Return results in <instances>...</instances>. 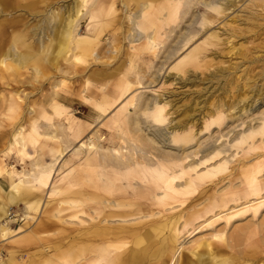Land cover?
Listing matches in <instances>:
<instances>
[{
  "label": "bare ground",
  "instance_id": "obj_1",
  "mask_svg": "<svg viewBox=\"0 0 264 264\" xmlns=\"http://www.w3.org/2000/svg\"><path fill=\"white\" fill-rule=\"evenodd\" d=\"M57 1L0 0V178L10 186L0 197L1 240L23 231L12 230L9 219V207L22 204L21 220H36L31 212L40 217L30 237L58 229L65 220L61 213L73 219L85 215V221L78 219L83 230L72 231L75 248L70 249L76 254L71 264H264V219L259 221L264 209V108L263 115L246 120L231 112L234 103L217 100L198 118L186 111L175 120L168 99L135 96L134 103L131 93L142 82L123 76L133 67L142 71L143 55L157 57L160 47L165 49L159 59L169 58L172 47L162 43L161 21L182 20L202 6L201 25L180 46L184 48L199 32L206 33L230 2L222 7L220 0H72L62 9L54 8ZM107 27L111 39L101 42ZM226 39L207 32L187 61L200 54L206 58L207 46L225 43L230 49ZM224 74L215 69L207 78ZM57 76L65 89L69 82L62 77L81 83L75 93L94 119L66 107L72 101L57 92ZM47 84L51 91L43 93ZM27 86L28 92L20 89ZM118 105L112 116L115 132L109 137L98 133L95 127ZM226 119H241L244 127L235 131L233 126L231 142L222 146L223 141L217 142L224 134L213 132L226 126ZM203 134L209 135L200 141ZM69 150L75 165L65 182H56L54 167ZM9 155L28 161L30 168H8L3 157ZM228 163H233L230 169ZM75 182L84 183L81 190L73 188ZM44 190L53 202L41 201ZM204 199L208 201L202 204ZM211 206L217 211L201 213ZM238 216L256 218L261 228L249 251L235 247L254 222L222 238ZM183 231L188 236L209 234L185 248ZM12 258L0 264H10Z\"/></svg>",
  "mask_w": 264,
  "mask_h": 264
},
{
  "label": "rangeland",
  "instance_id": "obj_2",
  "mask_svg": "<svg viewBox=\"0 0 264 264\" xmlns=\"http://www.w3.org/2000/svg\"><path fill=\"white\" fill-rule=\"evenodd\" d=\"M225 2H230V4L224 14L215 16L214 22L209 26V30L205 31L206 33L199 32L184 48H180V46L186 41V38L192 36V30H194L196 26L199 27V25H201L202 6L198 5V9L193 11L192 15L188 13L182 20L177 18L175 21H168L169 23L160 20L164 25L162 29V43H165L164 46L169 45V43L171 44L172 48H168L170 55L168 59H159L162 55L161 51L165 49V47H160V50L157 49L155 53L157 54L159 51L157 57H154V55L150 53H145L143 55L144 62L141 61L142 64L140 66L142 71H139L137 67H133L124 72L123 76L127 77L128 80L135 81L140 78L142 82L140 84L141 87L136 88L137 86H134L135 88L131 93V98L133 96L134 103L138 100L134 99L136 98L135 96H146L151 99L160 100L164 98L168 99L173 103V107L170 109L173 113L172 115L170 114V116L175 120L181 118L186 111V114H195V117L198 118L208 110L209 103L216 102L217 100H225V102L234 103L231 112H234V116L240 114V116L246 120L263 115L261 112L264 108V105H262V102L264 103V0H220L218 3L223 7ZM72 4V0H59L54 4V8L60 5L63 9V6L67 7ZM118 8H120L119 5ZM160 16L161 15L157 13L155 15V20ZM85 24L86 23L80 25L82 33L84 32ZM188 24H190L189 30L183 32L184 27L188 26ZM110 30L109 27L106 28L101 42H105L108 38L111 39L109 36ZM212 31L217 32L221 38L227 37L226 40L228 43L226 44H228L229 47L232 45V47L228 50L225 49V43L207 46V50L204 52L207 55L206 58L203 59V55L200 54L197 57L194 55L195 58L192 57L191 60L187 61L188 55H192L190 52L200 45L203 36L207 34V32ZM232 32H235L236 35H232ZM124 46L127 48L126 43ZM211 51H213L216 56L213 54L208 55ZM106 58L107 57H103L102 60ZM211 58L213 62L212 65L209 66L206 62ZM94 67L95 66H92L90 68ZM215 69H222L225 71V74L223 76L208 79L207 75L210 76L211 71ZM62 78L69 82L70 91L74 92V95H69V87L65 89V87L58 83L61 77L57 76L55 78V82L57 81V92L62 95H67L72 101L65 102L64 104L66 107L70 111L76 112L79 117L85 116L87 118L91 117L90 120L94 119L95 115H92V110H90L91 112H86L84 106H82L84 104L75 93L78 92V88H82L81 83L79 84L77 81L73 82L70 78ZM20 89L24 90V92L30 91L28 86L20 87ZM50 91L51 88L47 84L42 92L50 93ZM257 92L260 94V98L256 97ZM40 93L41 92L33 96L31 95L30 98H36L38 95L40 96ZM243 96H247L246 100L237 103ZM125 101L126 99L121 101V104ZM239 106H245L246 110L243 112ZM118 108H120V105L104 117L99 125L95 127L98 133L109 137L115 132L112 127V116ZM130 112L132 113L133 109H131ZM175 120L172 121V124ZM224 124L226 126L222 125L221 129H216L215 132H213L215 136L224 134L217 142V144H219L223 141L222 146L228 145L231 142L230 137L232 131L229 132V130L233 126H235V131L244 127L241 124V119L233 123H231V120L227 121L226 119ZM201 126L202 122L199 120V122H197V127L200 128ZM208 135L209 134H203L198 137L200 141H202ZM72 146H74V144L69 146L70 149ZM29 153L35 155V151L32 148L29 150ZM72 154L73 151L71 150L65 152L63 159L59 163V167L55 165L54 168H57V170L54 173L53 179L56 182L60 180L65 182L67 179L64 180V178L70 176L71 173L69 170L75 165ZM3 159L8 168H10L11 165L17 170H27L30 168L28 161L21 162L19 158L15 159L11 157V155H9V157L5 156ZM232 166L233 163H228L227 165L229 169ZM83 184V182H75L73 188L81 190ZM9 187V181L6 178H0V197L4 196V193L9 190ZM40 194L41 201H43L44 198L47 201H51L53 198L52 196L46 197V190ZM57 197L58 196H55V198ZM53 200L55 201V199ZM215 200L216 199L211 201ZM207 201L208 200L204 199L202 204L207 203ZM179 209L181 208L179 207L177 210ZM215 210L216 207L211 206L207 209L205 208L201 213L209 215ZM9 213V219H11L10 227L12 230L17 231L21 227L23 231L4 241L0 238V261L9 259V255L12 254L13 258L10 264H71L76 254V252L70 249V246L75 248V246L71 244L72 235L74 234L73 232L83 230V223L78 222L79 220L85 221L84 214H80L78 220L69 217L67 213H61L62 218L65 220L59 222V228L56 230H40L36 238V235L30 237L31 228H33L40 219L36 213L31 212V214L36 217L34 221H27L26 219L21 220L24 213L22 204H18L17 206L11 205L9 207ZM262 218L264 219V209H262L259 221H261ZM251 219L250 216L246 219L241 216L233 218L230 222V226L229 224L226 226L227 228L222 238L234 235V230L246 225ZM255 219L251 221L254 222L255 225L244 233L243 239L240 243L238 241V246L235 248L249 251V249L253 247L251 244L255 243L261 233V228L257 225ZM208 234L209 232H203L188 236L183 231L181 240L184 241L185 248H190L194 244V241L208 237ZM215 240L220 241L222 239L215 238ZM76 246L81 248L80 244ZM183 253L189 257L191 256L188 249H185ZM39 258H41V260H39ZM254 264H262V261H256Z\"/></svg>",
  "mask_w": 264,
  "mask_h": 264
}]
</instances>
